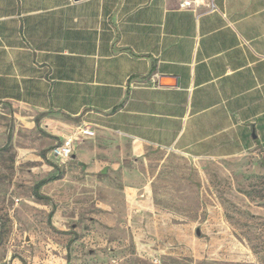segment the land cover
Wrapping results in <instances>:
<instances>
[{
    "label": "crops",
    "instance_id": "0c3cea01",
    "mask_svg": "<svg viewBox=\"0 0 264 264\" xmlns=\"http://www.w3.org/2000/svg\"><path fill=\"white\" fill-rule=\"evenodd\" d=\"M2 101L136 155L264 149V0H0Z\"/></svg>",
    "mask_w": 264,
    "mask_h": 264
},
{
    "label": "rangeland",
    "instance_id": "374dc122",
    "mask_svg": "<svg viewBox=\"0 0 264 264\" xmlns=\"http://www.w3.org/2000/svg\"><path fill=\"white\" fill-rule=\"evenodd\" d=\"M83 126L0 102V264H264V149L136 155Z\"/></svg>",
    "mask_w": 264,
    "mask_h": 264
},
{
    "label": "built area",
    "instance_id": "2783aa9c",
    "mask_svg": "<svg viewBox=\"0 0 264 264\" xmlns=\"http://www.w3.org/2000/svg\"><path fill=\"white\" fill-rule=\"evenodd\" d=\"M205 1L206 0H181V5L191 7L201 5L205 3ZM78 132L82 136H93L95 133L93 129L87 126L79 127ZM53 154L63 161L70 159L74 154V137H65L63 142L53 149Z\"/></svg>",
    "mask_w": 264,
    "mask_h": 264
},
{
    "label": "trees",
    "instance_id": "16d2710c",
    "mask_svg": "<svg viewBox=\"0 0 264 264\" xmlns=\"http://www.w3.org/2000/svg\"><path fill=\"white\" fill-rule=\"evenodd\" d=\"M43 114H45V113H43ZM42 184H44V181L40 182V183L38 184V186H40V185H42Z\"/></svg>",
    "mask_w": 264,
    "mask_h": 264
}]
</instances>
